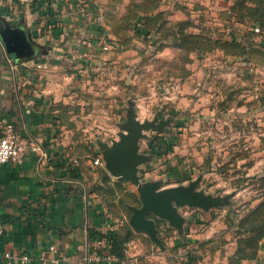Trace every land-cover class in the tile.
Segmentation results:
<instances>
[{"label":"rangeland","instance_id":"1","mask_svg":"<svg viewBox=\"0 0 264 264\" xmlns=\"http://www.w3.org/2000/svg\"><path fill=\"white\" fill-rule=\"evenodd\" d=\"M86 1L98 32L81 35L93 47L84 69L65 70L72 81L60 106L77 164L94 165L99 143L119 139L130 110L140 122L171 120L140 140L150 158L141 181L197 182L225 199L214 213L225 228L215 234L230 230L227 248L256 237L250 230L264 225V33L255 27L264 32V0Z\"/></svg>","mask_w":264,"mask_h":264},{"label":"crops","instance_id":"2","mask_svg":"<svg viewBox=\"0 0 264 264\" xmlns=\"http://www.w3.org/2000/svg\"><path fill=\"white\" fill-rule=\"evenodd\" d=\"M93 17L83 14L76 1L51 7L50 0H0V134L3 126L11 124L38 142L46 154L44 160L30 153L21 165L0 166V264H21L18 256L23 253L31 257L30 264H229L236 248L226 247L227 222L228 230L215 234L225 228L214 209L179 208L185 220L182 232L156 219L161 249L145 233L131 229V215L118 205L119 199L113 200L112 210L106 189L98 192L109 178L110 185L121 183L140 203L138 186L119 182L105 166L90 161L77 164L60 106L67 102L63 91L72 81L65 70L73 65L85 68L86 60L75 63V59L83 51L81 35L98 32ZM8 30L27 35L34 57L8 54L4 43ZM148 182H160L163 189L186 187L165 184L161 177ZM131 206L141 203L128 205L129 213ZM104 210L119 219L123 216L124 226L116 235L126 239L132 233L123 259L89 262L91 242L105 232ZM5 253L12 259H4ZM243 264H264V240L257 259Z\"/></svg>","mask_w":264,"mask_h":264},{"label":"water","instance_id":"3","mask_svg":"<svg viewBox=\"0 0 264 264\" xmlns=\"http://www.w3.org/2000/svg\"><path fill=\"white\" fill-rule=\"evenodd\" d=\"M20 32V34L18 33ZM4 43L9 55L25 57L35 55V48L27 35L21 30H8ZM171 125V120L140 122L134 110L128 112V121L121 127L119 139L112 145L99 143L106 171L119 182L133 183L138 186L140 207H129L130 227L137 233H145L161 249L156 219L168 222L170 226L183 231L185 220L179 215V208L189 207L210 211L223 205L225 199H215L197 190V182L189 186L163 189L160 182L141 184L139 168L150 162V158L140 153V140L144 132H161ZM130 230L126 239L131 235Z\"/></svg>","mask_w":264,"mask_h":264},{"label":"built area","instance_id":"4","mask_svg":"<svg viewBox=\"0 0 264 264\" xmlns=\"http://www.w3.org/2000/svg\"><path fill=\"white\" fill-rule=\"evenodd\" d=\"M71 1H76L79 8L83 14L88 12V2L86 0H50V6L56 7L60 3L69 5ZM255 32L258 34H263L264 32L260 27H255ZM92 39H82L80 41V47L83 51L77 53L76 59L86 60L89 56V51L93 47ZM109 46L105 45L104 50H109ZM39 154L43 160L46 158L45 151L42 146L31 140V138L23 133H19L15 127L11 124L3 126L0 134V166L12 164L21 165L24 163L26 157L30 154ZM95 166H103L104 161L102 158H97L94 161ZM104 229L105 232L102 236H98L91 242L90 248L91 253L88 255L87 260L89 262L101 263V262H115L119 259L112 252V242L111 239L114 235L124 226V221L116 218L108 210H104ZM50 250L54 253L57 252L55 246H52ZM12 256L10 253H5L3 255L4 259L11 260ZM1 257V256H0ZM21 264H30L31 257L28 253H23L18 256ZM60 260H56L59 263Z\"/></svg>","mask_w":264,"mask_h":264},{"label":"trees","instance_id":"5","mask_svg":"<svg viewBox=\"0 0 264 264\" xmlns=\"http://www.w3.org/2000/svg\"><path fill=\"white\" fill-rule=\"evenodd\" d=\"M108 179L104 180V186L98 188V192L102 193V191L100 190L107 188L106 184H109ZM107 189L108 190H106V193H108L110 196L107 198V203L111 207L113 204L111 202H113V200H116L115 199L116 189H119V191L123 190V186L121 183L116 182L114 186ZM118 205L128 214V216H130L131 213L128 212L127 206L128 205L139 206L140 203L137 197L135 196V194H131L124 191L123 195L119 197ZM250 232L253 234L258 232V235L256 237L251 236L249 238H246L244 241L241 240L236 248L235 254L232 257H230L229 264H240L242 261H252L257 259L258 252L260 250L258 244H260L264 240V225L258 226L256 228H252ZM127 241L128 240L124 239V235H120V234L114 235L113 238L111 239L112 252L117 258L123 259L125 257L124 245L127 243Z\"/></svg>","mask_w":264,"mask_h":264}]
</instances>
